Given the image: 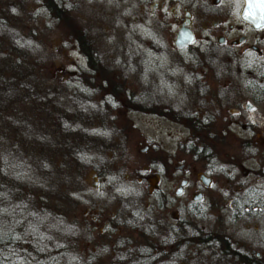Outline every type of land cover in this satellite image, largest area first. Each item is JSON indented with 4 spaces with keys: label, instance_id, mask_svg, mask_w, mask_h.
I'll list each match as a JSON object with an SVG mask.
<instances>
[{
    "label": "flooded vegetation",
    "instance_id": "af4514ba",
    "mask_svg": "<svg viewBox=\"0 0 264 264\" xmlns=\"http://www.w3.org/2000/svg\"><path fill=\"white\" fill-rule=\"evenodd\" d=\"M48 6L60 22L69 25L64 31L67 36L81 38L80 53L88 66H81L80 72L93 68L90 53L98 67L96 77L100 72L115 73L118 61L102 58L95 31L105 40L119 30L134 36L143 61L150 52L164 63L168 57L179 67L189 63L183 84L189 104L176 112L172 105L146 107L155 98L148 92L132 93L121 82L107 78L99 85V79L95 82L97 93L113 89L103 96L106 107L99 113L105 132L121 136L130 130L129 122L118 125L121 114L116 112L129 106L128 110L145 113L150 108L161 117H171L168 120L186 130L189 138L180 144L189 155L187 163L173 166L164 152L152 154L148 164L132 174L124 164L111 173L114 179L108 184L109 201L104 207L112 202V208L118 209L106 225L112 231L128 232L114 246L117 251L123 255L140 252L150 264H264V0H50ZM68 9L77 11L81 21L72 15L64 17ZM86 10L93 18L91 24L83 16ZM184 31H190L193 40L180 47L176 40ZM148 40L153 42L148 44ZM175 89L171 84L172 94ZM121 142L115 140L116 154L123 148ZM152 173L156 175L149 188H141ZM124 179L140 186L137 196L132 197V191L119 196ZM178 180L172 196L162 184ZM148 194L153 200L143 207ZM184 196L187 202L179 203L177 198ZM156 226L158 231L153 233ZM228 226L236 229V239L226 235ZM139 228L155 239L142 234L146 241L131 246ZM99 234L103 237L106 232Z\"/></svg>",
    "mask_w": 264,
    "mask_h": 264
},
{
    "label": "rangeland",
    "instance_id": "374dc122",
    "mask_svg": "<svg viewBox=\"0 0 264 264\" xmlns=\"http://www.w3.org/2000/svg\"><path fill=\"white\" fill-rule=\"evenodd\" d=\"M48 5H50V0H0V13L4 12L5 16H7L5 12L10 13L11 16L7 17L10 22L15 25L18 24L22 32L20 37L28 36L31 39H20L18 42L20 41L23 43L24 40L29 41V45L31 44L30 48L28 47L29 52L41 58V60L48 62L46 68L50 70L49 72L52 76L47 79L50 85L48 90L50 89L52 91L50 94L55 97L54 101L60 104L56 106H63L67 102L74 105L73 108L75 109H77L78 106L80 112L85 111L87 112L86 114H88L91 110L93 119L91 116H86L88 120L91 119L92 123H94L93 125L89 124L90 126L87 128L88 131L84 130L85 127H82L80 130V126L76 127L73 131L74 136L72 137V145L77 147L80 146L79 149H73V152H78V154L82 152V155L85 154L88 156L89 160L88 164L86 163V168L83 170L81 169V172H79L80 175L76 177V179H73L74 182L72 181L71 183V189H73L70 193L71 195L68 194V197L62 195L60 197L61 207L58 212L61 216L59 218L50 219L48 214L46 216L44 214L41 219L43 223H36L35 227L40 229L41 236H51L57 239L59 228L57 226L58 223H61L60 221L63 215H66L69 218V222L72 224L78 219V224L80 225H78V232L75 233L77 235L75 239L78 240V245L76 244V247L79 249L82 255L81 257H85L84 259H86L90 252H93L96 256L98 254V257L102 260L111 261V257H115L118 252L117 248H115L117 242L122 236L128 233L122 228H120L119 231L116 229L112 231V226L109 227L106 225L112 211L118 209L117 206L112 208V202L109 206L104 207V202L109 201L107 194H105L109 186L108 184L114 179V174L111 173L117 171L118 168H120V164H124L125 168L128 169L127 172L132 174L134 171L143 169V167L148 164L152 154L156 155L157 153L164 152L169 154L173 166L187 163L189 161V155L181 149L182 147H180V144L188 143L189 138L186 130L181 129L176 123L168 120L171 117H161L155 112H152L150 108L148 109L149 111L147 110L145 113L128 110L129 106L119 107L116 109V112L121 114H119L121 118L118 119V125L123 127L129 122L130 130L123 132L121 136H117V134H114V132L112 133V131L105 132L103 130V121L102 118L99 117V113L101 115L103 109L106 107L103 96L108 95L110 91L112 93L113 89L107 87V89L101 90L99 93L92 90L91 94L94 96V99L91 103L89 101L87 102L84 97L80 99L73 97V90L80 89L82 92L87 90L84 84L76 82L73 77L80 72L81 66H88V62L80 53V43L77 39L69 37L64 33L69 25H65L62 20L60 22V20L56 18V12L51 10ZM76 13L78 12L70 10L62 15L67 18H70L72 15L80 22L81 20L77 18ZM83 16L85 21L89 24L92 23L91 21H93V18L91 17L90 10L89 12L87 10L86 12L84 11ZM121 28L123 29V27ZM93 35L96 39L98 38L102 46V58L109 59V63H114L116 60L118 61L116 65H114L115 73L107 72L103 79H101V74L103 73H100L97 77V80L99 79L97 85H99L100 81L107 78L115 84L118 82L126 84L127 90L132 91V93L139 94L148 92L147 94L149 96L152 95L155 101L152 105L148 100V103L144 104L146 107L150 105L157 108L161 105H172L175 107V112L188 107V94L183 84H185L188 79L189 63L179 67L170 57H168L164 63L160 61L158 56L150 54V52H148L149 54L145 56V61H143V56L139 59L137 55L139 52L138 49H140L138 41L134 36L126 35L120 30L111 32L109 34V40L102 38L97 31H95ZM10 36L9 34H5L3 37L10 43V40H12ZM152 42L153 41L148 40V44ZM186 53L188 52H184V54ZM131 60L133 62L128 63ZM112 82H110V84H113ZM171 84L176 86L174 94L171 93ZM177 87H179V89ZM61 88L63 91L60 92L59 89ZM55 89H58L57 96H55ZM172 96L173 100L171 101L169 97ZM58 97H61L62 101L58 100ZM54 101L50 104H54ZM62 102H64V104H62ZM139 104L141 106V103ZM178 128H180V131H178ZM115 140L117 144L121 140L123 147L119 149L117 154L113 148V146L115 147ZM124 148L126 150L123 151ZM11 159L15 161V158ZM93 171H99L97 173L101 172L102 174L98 176L100 184L99 190L94 187L92 181ZM154 175L156 174L152 173L151 176L149 175L147 180H144L142 183L141 188H149L150 179ZM102 177H106L107 181H102ZM179 182L180 180L174 182L164 181L162 185L167 186L171 195L174 196V191L179 185ZM102 187L105 188L104 191ZM139 187L140 186H137L135 182H128L127 179H124L119 196H123L125 192L128 193L131 191V193L134 194L132 197L137 196ZM152 200L153 198L149 194L146 195L145 200H143V207H145L147 202H151ZM177 201L183 203L187 202V199L185 196L178 197ZM113 203L116 204L115 201ZM102 206L104 209L101 211L100 207ZM98 211L101 213L100 216H97ZM151 216L156 222L158 217L157 214L154 213ZM94 219L96 223H92ZM91 224L93 227L95 226V228L91 227ZM213 224L212 222V225ZM218 227L219 224H216L215 228ZM63 228H65V225ZM141 229L142 228H139L138 231H134V239L131 246H137L136 244L146 241L143 239L144 237H140L142 234H147L146 236L153 238L151 232L147 230L143 232L144 230ZM234 229L233 226L224 228L226 235H232L234 239H236L237 232L236 229ZM100 230L102 233L106 232L103 237L99 236ZM156 230L158 231L157 226L153 228V233L156 232ZM110 232L112 235L109 241L108 235L111 234ZM71 234L74 236V233ZM68 241H71V238L68 239ZM120 249L125 250L124 247ZM131 251L135 252V248L132 247ZM128 258L129 257L125 255L122 257V259Z\"/></svg>",
    "mask_w": 264,
    "mask_h": 264
},
{
    "label": "trees",
    "instance_id": "16d2710c",
    "mask_svg": "<svg viewBox=\"0 0 264 264\" xmlns=\"http://www.w3.org/2000/svg\"><path fill=\"white\" fill-rule=\"evenodd\" d=\"M7 16L0 13V264H150L140 252L127 253L129 258L122 259L124 255L118 251L111 261L90 252L84 259L76 247L79 220L72 224L63 214L57 239L41 236L35 227L44 214L50 219L61 216L60 197L71 195L73 179L89 160L82 152H73L80 147L72 145L73 131L78 126L88 131L94 122L87 119H93L91 110L86 114L67 102L56 106L60 104L48 90L47 79L52 77L46 68L48 62L29 52V41L18 42L30 38L20 37L18 24ZM5 34L11 35L10 43ZM76 39L81 42V38ZM88 57L93 68L73 77L87 92L75 87L73 97H84L91 103L99 72L92 54Z\"/></svg>",
    "mask_w": 264,
    "mask_h": 264
},
{
    "label": "water",
    "instance_id": "95a60500",
    "mask_svg": "<svg viewBox=\"0 0 264 264\" xmlns=\"http://www.w3.org/2000/svg\"><path fill=\"white\" fill-rule=\"evenodd\" d=\"M192 40H193L192 33L190 31H184L180 33L179 37L176 40V43L178 46L182 47L189 44ZM92 181L95 186L98 185L96 172H92Z\"/></svg>",
    "mask_w": 264,
    "mask_h": 264
}]
</instances>
